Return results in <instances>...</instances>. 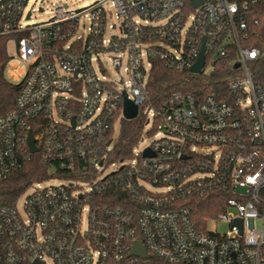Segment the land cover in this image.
Returning <instances> with one entry per match:
<instances>
[{
    "label": "built area",
    "instance_id": "built-area-1",
    "mask_svg": "<svg viewBox=\"0 0 264 264\" xmlns=\"http://www.w3.org/2000/svg\"><path fill=\"white\" fill-rule=\"evenodd\" d=\"M29 1L0 0L7 55L27 66L12 67L20 88L0 116V181L34 155L46 173L0 201V264H264V51L249 43L264 0H95L31 24ZM203 45L193 74L229 65L224 94L171 90L155 103L153 62L191 72ZM125 96L156 138L111 161ZM52 178L63 182L43 184ZM215 191L224 210L200 229L186 199ZM219 220L224 233L208 226Z\"/></svg>",
    "mask_w": 264,
    "mask_h": 264
},
{
    "label": "trees",
    "instance_id": "trees-1",
    "mask_svg": "<svg viewBox=\"0 0 264 264\" xmlns=\"http://www.w3.org/2000/svg\"><path fill=\"white\" fill-rule=\"evenodd\" d=\"M255 16L259 21L254 24L252 40L249 43L257 45L264 51V7L255 11ZM8 62L6 39L0 37V116L14 108L20 88V84L10 81L5 75ZM257 69L259 73L264 74V62ZM229 71V65L218 62L215 69L209 74L179 72L168 68L161 60H155L148 81L149 94L155 103L161 102L165 94L171 90L193 92L199 98L210 93L222 95L227 87V78L225 77ZM145 123L146 120L142 114L134 119L122 120L120 134L110 155L111 161H121L131 157L133 148L143 136ZM45 173L46 169L34 155L32 161L23 169L0 181V201L15 202L33 181L43 178ZM225 199L223 193L215 191L204 197L189 196L185 204L190 208L198 227L205 229L207 219L217 216L224 210Z\"/></svg>",
    "mask_w": 264,
    "mask_h": 264
},
{
    "label": "rangeland",
    "instance_id": "rangeland-1",
    "mask_svg": "<svg viewBox=\"0 0 264 264\" xmlns=\"http://www.w3.org/2000/svg\"><path fill=\"white\" fill-rule=\"evenodd\" d=\"M94 1L95 0H30L26 6V9H25L24 21L26 23L31 24V23L43 20V19L47 18L50 15V12L59 5H63L65 8L78 9V8L85 7V6L93 3ZM85 21H86V26L84 27L83 22H81V25L79 27V31L77 33L78 35L82 31H85V33H87L89 21L87 18L85 19ZM112 22L118 23V20L115 19V16L113 18V21L110 20V23H112ZM11 52H13L12 47H11ZM9 62H10V65H9ZM9 62L7 65L5 75L10 81L18 83V82H20V80L13 79V77L11 76V72L13 71L12 67L16 66L18 69L25 72L27 70V66L25 65V63L21 62L19 59H13L12 61H10V59H9ZM103 62L105 64V66L107 67V69L109 70L110 76L113 79L121 80L122 76L125 80L127 79L126 74L125 73L121 74L120 72L114 70L111 63H109L107 61V59H103ZM149 129H151V124L147 123L144 127L143 136H142L140 142L138 143L137 151L143 150L145 147H147L156 138L154 133H152V132L148 133ZM120 130H121V123L118 122L115 125V132H114L115 138H117L119 136ZM117 166L118 165H110L109 167L105 168L104 172L109 173L111 171H114ZM62 182H63V180L60 178H52L51 180L44 182L43 184L44 185L60 184ZM24 198H25V194L18 201L19 207L22 205ZM231 211H233V210L231 209ZM208 226L211 230H217L220 233H224L229 229L228 224L224 221H221V220L209 221Z\"/></svg>",
    "mask_w": 264,
    "mask_h": 264
},
{
    "label": "water",
    "instance_id": "water-1",
    "mask_svg": "<svg viewBox=\"0 0 264 264\" xmlns=\"http://www.w3.org/2000/svg\"><path fill=\"white\" fill-rule=\"evenodd\" d=\"M201 2L202 0H194L195 5ZM204 64H205V45H203L202 47L199 59L192 66L191 72L201 73L202 68L204 67ZM235 66L238 67V64H236ZM124 115L126 119H134L138 116V106L134 104L131 100H129L127 96H125V100H124ZM28 143H29V146L32 152L37 151V147L35 146V141H34L32 130L29 131ZM144 154L149 155L151 154V152L149 149H147ZM133 253L142 255L144 257L147 256V252L144 246L142 245L141 242H138V241L135 243Z\"/></svg>",
    "mask_w": 264,
    "mask_h": 264
}]
</instances>
